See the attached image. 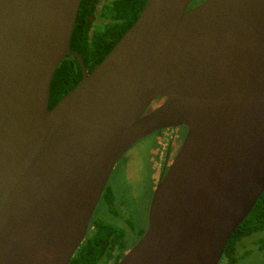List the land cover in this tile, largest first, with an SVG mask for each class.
<instances>
[{"label": "water", "instance_id": "obj_1", "mask_svg": "<svg viewBox=\"0 0 264 264\" xmlns=\"http://www.w3.org/2000/svg\"><path fill=\"white\" fill-rule=\"evenodd\" d=\"M192 1L145 0L87 72L70 48L81 0H0V264H68L116 162L178 127L117 264L219 263L264 190V0ZM68 55L82 77L48 109Z\"/></svg>", "mask_w": 264, "mask_h": 264}, {"label": "trees", "instance_id": "obj_2", "mask_svg": "<svg viewBox=\"0 0 264 264\" xmlns=\"http://www.w3.org/2000/svg\"><path fill=\"white\" fill-rule=\"evenodd\" d=\"M202 0H193L190 5ZM145 0H81L72 31L70 48L78 52L90 72L109 52L118 39L137 20ZM99 22L96 23L95 21ZM82 72L77 59L68 55L56 68L50 82L48 109L81 79ZM103 201L111 205L114 196L106 186ZM85 240L78 247L68 264H97L109 257L113 249L125 243V231L106 220L92 217ZM264 230V190L250 212L228 238L221 259L225 264H235L236 248L243 239ZM264 243V240L261 239ZM124 246V245H123ZM220 259V260H221ZM264 264V260L262 263Z\"/></svg>", "mask_w": 264, "mask_h": 264}, {"label": "rangeland", "instance_id": "obj_3", "mask_svg": "<svg viewBox=\"0 0 264 264\" xmlns=\"http://www.w3.org/2000/svg\"><path fill=\"white\" fill-rule=\"evenodd\" d=\"M96 23L99 21L96 20ZM185 133L184 127L177 129L168 128L156 131L137 141L116 162L111 171L106 186H108L116 198V203L123 200L130 205V217L135 231L142 229L146 223L150 197L158 182L160 164L164 144L177 142V149L181 144ZM171 140V141H170ZM161 152V153H160ZM160 153V155H159ZM133 174L132 177H130ZM123 204V203H122ZM120 213L127 211L118 206ZM129 214V213H126ZM129 231L128 229H126ZM133 233L132 231H130ZM136 234H125V243L129 244ZM264 238V230L253 234L252 237L243 239L237 247L238 259L235 264H260L264 260V248L259 242ZM241 257V258H240ZM104 264V263H101ZM218 264H225L221 259Z\"/></svg>", "mask_w": 264, "mask_h": 264}, {"label": "flooded vegetation", "instance_id": "obj_4", "mask_svg": "<svg viewBox=\"0 0 264 264\" xmlns=\"http://www.w3.org/2000/svg\"><path fill=\"white\" fill-rule=\"evenodd\" d=\"M190 6H193V5H190ZM173 129H177V128H173ZM177 144L178 143L177 142L175 143L174 141L168 142V143H166V145L164 144V148H163L164 152L162 154L163 158H162L161 163H159L160 164V169H161L160 174H161V172H162V170H163V168L165 166V163L167 161L169 162L170 159L175 154V152L177 151V147H176ZM160 153H159V155H160ZM166 167H167V165H166ZM132 176H133V174L130 177H132ZM105 187H106V185H105ZM111 193L113 195V191L112 190H111ZM102 198H103V192H102V194H101V196H100V198L98 200V203L96 204V206L94 208V211H93V213L91 215L89 223H90L92 217L94 219L106 220L107 222H110L111 224L115 225L116 228L124 230L125 234L126 233H128V234L135 233L136 234V237L133 239V241L130 243V245L124 243L123 244L124 246L122 245V247H119V249H117L118 247L113 249L112 252H111V255L109 257H107V258L104 257L97 263V264H101V263H104V264H117L121 260L123 255L137 242V240L145 232V229L147 227V218H146V223H145L144 227L142 229L139 228L138 230L135 231L133 223H132V218L130 217V215H131L130 214V212H131L130 205L127 204L124 200L122 202L123 204L121 202L116 203V198L115 197H114L113 203L111 205H109V203H107L106 200L103 201ZM118 206L125 208V210L127 211L126 213H129V214H126L124 212L120 213V211L118 209ZM126 229H128L129 231H127ZM130 231H132L133 233H131ZM88 232H90V230L88 231V228H87L86 235H87ZM86 235H85V237H86ZM84 240H85V238H84ZM263 240H264V238H263ZM259 242H261V239H260ZM258 247L264 248V243H262V245L258 246ZM236 251H237V248H236ZM236 251H235V255H236L237 259H238Z\"/></svg>", "mask_w": 264, "mask_h": 264}]
</instances>
